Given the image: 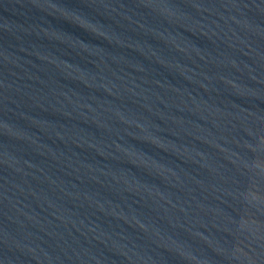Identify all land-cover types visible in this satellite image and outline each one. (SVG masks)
<instances>
[{
  "label": "water",
  "instance_id": "1",
  "mask_svg": "<svg viewBox=\"0 0 264 264\" xmlns=\"http://www.w3.org/2000/svg\"><path fill=\"white\" fill-rule=\"evenodd\" d=\"M0 119L264 138V0H0Z\"/></svg>",
  "mask_w": 264,
  "mask_h": 264
}]
</instances>
